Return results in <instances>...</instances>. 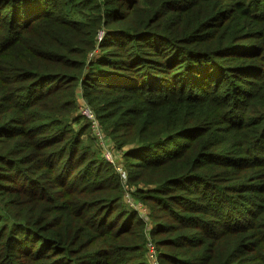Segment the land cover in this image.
I'll return each instance as SVG.
<instances>
[{
	"label": "trees",
	"instance_id": "trees-1",
	"mask_svg": "<svg viewBox=\"0 0 264 264\" xmlns=\"http://www.w3.org/2000/svg\"><path fill=\"white\" fill-rule=\"evenodd\" d=\"M149 240L264 264V0H0V264H151Z\"/></svg>",
	"mask_w": 264,
	"mask_h": 264
},
{
	"label": "built area",
	"instance_id": "built-area-1",
	"mask_svg": "<svg viewBox=\"0 0 264 264\" xmlns=\"http://www.w3.org/2000/svg\"><path fill=\"white\" fill-rule=\"evenodd\" d=\"M103 35H104V31L100 30L98 33V39L101 40ZM79 98H80L79 113L88 121L93 137L103 148V156L107 161L113 164L116 170L118 171V173H120L121 177L124 179V187H125V183L127 182V176L122 166L120 164L119 165L117 164L116 159H118V156L116 155V151L113 148L112 142L108 140V138L104 134L102 125L92 106L82 96H80ZM126 198L129 206L138 210L142 216L148 215L147 207L141 201L134 199L130 190H126ZM147 244H148L147 245L148 260L150 261L151 264H160L158 259V254L153 242L149 240Z\"/></svg>",
	"mask_w": 264,
	"mask_h": 264
},
{
	"label": "rangeland",
	"instance_id": "rangeland-1",
	"mask_svg": "<svg viewBox=\"0 0 264 264\" xmlns=\"http://www.w3.org/2000/svg\"><path fill=\"white\" fill-rule=\"evenodd\" d=\"M79 95V97L80 96H82V95H80V94H78ZM80 99V98H79ZM79 109V108H78ZM102 128H103V126H102ZM103 132H104V129H103ZM105 134V133H104ZM106 135V134H105ZM107 137V136H106ZM94 138V137H93ZM94 143L97 145V147L101 150V153L103 154V148H102V146L97 142V140L94 138ZM117 160V164L119 165V163H120V165H121V161H123V159H120V158H118V159H116ZM123 164V163H122ZM123 168V170L125 171V173H126V176H127V170L126 169H124V167H122ZM125 188H126V190H130V185L126 182L125 183ZM125 198H126V193H125ZM135 198V197H134ZM136 199V198H135ZM137 200V199H136ZM126 202H127V198H126ZM128 204V203H127ZM145 216V220H147V221H149L148 220V215H144Z\"/></svg>",
	"mask_w": 264,
	"mask_h": 264
}]
</instances>
